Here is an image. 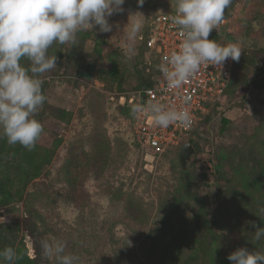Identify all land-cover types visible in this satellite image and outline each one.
I'll use <instances>...</instances> for the list:
<instances>
[{
    "label": "rangeland",
    "instance_id": "374dc122",
    "mask_svg": "<svg viewBox=\"0 0 264 264\" xmlns=\"http://www.w3.org/2000/svg\"><path fill=\"white\" fill-rule=\"evenodd\" d=\"M175 4L125 0L124 12L109 18L111 32L80 31L74 44L49 48L58 59L41 77L36 146L0 136V250L13 247L21 264H57L42 254L44 240L64 241L78 264H231L238 247L264 252V240L253 239V224L264 219V55L257 66L239 65L199 122L205 151L195 149L185 170L174 149L145 158L132 104L121 102L155 78L157 57L141 36ZM137 11L143 28L129 51L121 30ZM230 16L242 50L264 51V0H232ZM88 64L90 74H79ZM223 117L230 123L221 131Z\"/></svg>",
    "mask_w": 264,
    "mask_h": 264
},
{
    "label": "clouds",
    "instance_id": "9594fccd",
    "mask_svg": "<svg viewBox=\"0 0 264 264\" xmlns=\"http://www.w3.org/2000/svg\"><path fill=\"white\" fill-rule=\"evenodd\" d=\"M143 5L144 0H137ZM125 0H0V136L9 145L19 144L28 150L36 146L43 132L35 114L46 101L41 78L57 66V55L48 50L54 43H75L77 33L98 28L111 32L109 18L124 12ZM232 0H176V14L171 22L178 26L182 40L159 65L169 90H180L201 66H223L229 59L238 61L242 47L209 39L218 29ZM139 12V11H137ZM129 15L122 30L129 51L143 28V13ZM30 63L24 66L21 60ZM187 103L186 101L184 102ZM133 116L152 117L154 125L166 128L172 123L189 125L186 107L165 106L159 100L146 105L134 104ZM255 227L254 241L264 240V227ZM42 254L55 257L57 264H78L79 257L66 254L62 240L41 242ZM17 251L9 246L0 250V264H15ZM227 259L231 264H264V252L238 247Z\"/></svg>",
    "mask_w": 264,
    "mask_h": 264
},
{
    "label": "built area",
    "instance_id": "2783aa9c",
    "mask_svg": "<svg viewBox=\"0 0 264 264\" xmlns=\"http://www.w3.org/2000/svg\"><path fill=\"white\" fill-rule=\"evenodd\" d=\"M175 14L176 4L156 14L150 21L148 36L145 34L141 36L147 47L157 57L154 84L142 87L130 95L123 94L120 98L122 103L128 102L132 105H146L151 100H159L165 106L183 105L191 115V123L189 125L172 123L168 127L162 128L154 125L150 115L133 116L134 137L145 151V158L162 155L189 141L193 128L209 113L210 108L222 96L233 77L235 61L229 59L222 67L209 65L206 68L201 66L195 76L180 90L167 88L159 71V65L172 51L179 48L182 40L178 26L171 22V17ZM233 18V16L224 17L217 30H226L231 33L234 25ZM215 30L213 29V31ZM209 39H211L210 36Z\"/></svg>",
    "mask_w": 264,
    "mask_h": 264
},
{
    "label": "trees",
    "instance_id": "16d2710c",
    "mask_svg": "<svg viewBox=\"0 0 264 264\" xmlns=\"http://www.w3.org/2000/svg\"><path fill=\"white\" fill-rule=\"evenodd\" d=\"M149 29L150 27H147V30L145 32V35L148 36L149 34ZM227 35L232 36L233 37V42H239V38H237L235 36V34H233L231 32V34L226 31V30H215L211 33L210 38L211 39H216L221 43H230L226 37ZM145 46H147L146 42L144 41ZM148 48V47H147ZM264 55V51L261 50H250V51H242L241 57L238 61H235V65H234V72H233V77L231 79V81L229 82L228 86L226 87V89L224 90V93L227 91V89L229 88V86L231 85L232 81L235 79V77L237 76L238 73V69H239V65L241 64L244 68H247L249 65H254L257 66L260 61L263 60V55ZM83 72V69L79 70V74H81ZM259 74L262 75V79H261V86L260 87H264V66L259 68L258 71ZM154 84L153 80H145L142 84H141V88L142 87H147V86H151ZM257 87V86H256ZM222 94V96H223ZM221 98V97H220ZM218 98L217 101L214 103L213 108L216 107L218 105V100L220 99ZM216 105V106H215ZM212 108V109H213ZM207 115H205L202 119L201 122H203V120L207 119ZM230 123V119L227 117H223L222 118V128L221 131L225 130V127ZM198 126V125H197ZM197 126H195L192 130L191 133V137L189 139V141H191L194 144L195 149L197 150L198 154L202 153L204 150V148H202V146L200 147L199 142L197 141V138L199 137L198 133H197ZM181 149V145L177 146L176 148H174V150L176 151V154L179 155V151ZM210 163H212V165L214 164V160L213 158H211ZM215 166V165H214ZM185 170V169H184ZM207 174H204V177H206ZM214 223L218 224V219L214 217ZM261 226H264V219H261ZM15 264H21L20 259L15 261Z\"/></svg>",
    "mask_w": 264,
    "mask_h": 264
},
{
    "label": "water",
    "instance_id": "95a60500",
    "mask_svg": "<svg viewBox=\"0 0 264 264\" xmlns=\"http://www.w3.org/2000/svg\"><path fill=\"white\" fill-rule=\"evenodd\" d=\"M94 67L92 64H88L87 66V72L84 71L82 74L88 75L90 74L89 70H92ZM195 153V147L194 144L191 141H186L181 146L180 152H179V160L181 162L182 168L187 169L188 164L192 160V157Z\"/></svg>",
    "mask_w": 264,
    "mask_h": 264
}]
</instances>
